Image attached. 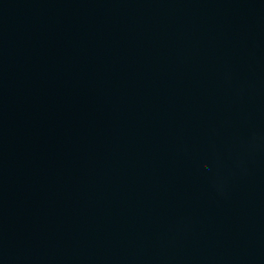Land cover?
Masks as SVG:
<instances>
[{"label": "water", "instance_id": "obj_1", "mask_svg": "<svg viewBox=\"0 0 264 264\" xmlns=\"http://www.w3.org/2000/svg\"><path fill=\"white\" fill-rule=\"evenodd\" d=\"M0 264H264V0H0Z\"/></svg>", "mask_w": 264, "mask_h": 264}]
</instances>
